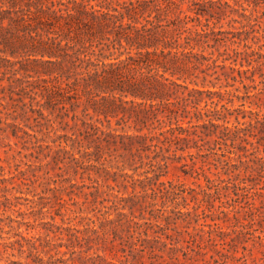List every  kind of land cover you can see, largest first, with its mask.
<instances>
[{"label": "trees", "instance_id": "trees-1", "mask_svg": "<svg viewBox=\"0 0 264 264\" xmlns=\"http://www.w3.org/2000/svg\"><path fill=\"white\" fill-rule=\"evenodd\" d=\"M215 3V0H193L190 10L194 16H191L183 14L176 0H0V106L6 110L5 118L10 117L13 120L7 122L0 117V123L6 125L0 126V131L5 132L7 127H12L11 134L14 137H17L16 129H19L37 140L35 134L29 133L16 122L20 120L29 128L33 127L31 121L34 122L37 132L45 130L43 134L50 131L55 134L51 139L53 142L57 141L58 147L52 149L54 154L50 153V158L58 169L67 174L61 179V182L67 184L59 187L47 185L42 190L44 194L47 191L53 193L54 202L51 207H55V214L60 213L59 210L68 199L71 203L78 204L75 197L81 196L82 204L89 203L91 206H103L105 201L110 200L106 196L110 195L111 185L102 189L104 185L99 184L97 179H94L95 183L78 185L72 178L77 174L83 177L86 169L95 167L91 161L103 165L106 159L112 160L111 153L105 151L111 146H114V150L121 148L125 155H128L125 162L123 153L120 154L122 162L124 161L119 169L121 175H127L123 171L126 167L136 171L141 165L147 166L143 171L145 176L140 179L141 195L115 194L113 200L111 199L115 207L121 202L133 205L134 198L144 200L147 195L167 198L177 194L185 201L186 192L194 199H197V194H201L200 205L202 202H208L214 195L220 197L222 190L228 188V183L222 179L216 181L205 176V184H198L199 190L190 188L188 191L176 187L171 182L166 185L164 181H160L168 159L180 161L188 158L190 165L194 167L197 157L202 155L199 151L204 147V137L211 135L229 139V153L239 152L235 163L224 160V173L239 171L243 166L246 178H264V156L256 153L259 147H262L264 152V114L255 113L254 121L248 123V127L254 128L256 133L245 130L244 127L230 128L216 122L220 119L226 121L227 116L232 115L234 111L224 104H221L220 108L215 107L218 101L213 100V95L217 92L210 86L215 87L216 82L212 80L219 79L216 68H223L225 65L218 64V58H212L213 52L205 55L203 51L205 48L219 50L226 41L233 43V40L215 34L210 37L214 32L213 28L210 31L193 28L197 25L208 28L214 18L219 21L222 12L214 8ZM224 4L231 8V11H237L228 2ZM239 14L248 21L249 16L244 7ZM188 23H191V26H188ZM221 33L219 30L216 34ZM210 40L213 42L210 43ZM196 47L202 49L195 51ZM234 50L235 58L231 60L233 63L248 66L255 61L257 69L264 65L263 53L258 51L257 58L250 60L252 54ZM230 57L232 56L224 57L222 61L229 60ZM230 69L234 70L232 67ZM255 69L245 76V79L254 81ZM248 70L237 69V73L241 76ZM240 80L242 81V78ZM244 87L245 97L251 96L248 88L255 86L245 84ZM99 92L104 94L101 95V100L95 99L100 95ZM25 98L28 101H24ZM201 102H204L202 107ZM209 104L213 106L210 107ZM89 109H92L95 115H102L107 125L103 127L104 123L98 117L93 120ZM111 118H114L115 125L122 129L120 133L109 128ZM186 118L187 125L184 126L179 121ZM235 119H238L237 115ZM192 120L196 122L192 123ZM200 120L202 122L198 123ZM124 127H131L134 131L129 133L123 130ZM219 127L222 129L216 133ZM66 128L71 130L70 134L57 133ZM156 128L159 131L153 133ZM144 129L147 132H142ZM229 131L231 133H228ZM241 131L243 134L239 135ZM248 136L255 138V141H249ZM237 139L249 143L256 150L246 154L248 148L242 144L235 145ZM62 141L71 149L84 146L85 150L77 157L73 151L62 145ZM223 144L226 145V142ZM7 145L10 146L9 143ZM190 149L197 151L192 152ZM221 156L226 154L222 153ZM243 156L249 158L243 160ZM227 157L231 159L229 155ZM137 161L138 166L134 165ZM26 165V168L19 169L20 176L28 172L30 163ZM199 168L203 171L201 166ZM102 169L104 175H110L107 168ZM199 173L197 172V175ZM31 174L36 175L34 170H31ZM233 175L229 180H236L241 176L240 172ZM14 177L20 179V184L35 182L30 177L27 182L14 174L8 178H0V183ZM244 179L240 182L245 183ZM113 180L115 181V178ZM55 182L56 179L49 178L45 183ZM241 183L233 185L235 194L240 190L245 199L251 197V187ZM146 186H149L150 192L146 190ZM83 188L89 190L84 191ZM7 189L6 186L0 188L3 191L0 205L4 207L10 203L9 197L4 193ZM260 189L264 190V186ZM63 190L68 199L55 193ZM258 194L262 195L261 192ZM43 197L47 198L38 196L39 199ZM26 199L33 201L36 206L39 204L37 213L44 211V206L39 200ZM246 203L249 204L251 213L254 203L248 200ZM94 209L96 208L93 207L92 210ZM100 210L101 208L97 211ZM83 218L90 219L87 215ZM51 219H54L53 215ZM104 220V224L113 225L118 219ZM91 222L94 223L93 220ZM99 222L102 223V220ZM51 224L56 230L45 228L43 233L31 237L16 231L18 238L13 242L17 244L19 253H25V258L7 264H65L63 257L50 255L44 258L42 254H47L52 247L55 254L60 252L59 248L63 245L73 248L74 242H79L78 233H81L82 229ZM94 226L85 227L84 230L97 232ZM140 228L141 225L136 224L138 241L141 234L146 233L145 229L139 230ZM62 230L67 231L70 244L51 241L50 234L55 231L62 233ZM14 243H11V248ZM3 247L7 248L8 245L3 244ZM71 253H75V249Z\"/></svg>", "mask_w": 264, "mask_h": 264}, {"label": "rangeland", "instance_id": "rangeland-1", "mask_svg": "<svg viewBox=\"0 0 264 264\" xmlns=\"http://www.w3.org/2000/svg\"><path fill=\"white\" fill-rule=\"evenodd\" d=\"M176 1L179 2L183 14L194 16V13L190 10L193 0ZM215 1L214 8L223 13L219 15V21L217 22L214 18L210 21L208 28L201 25L193 28L207 31L213 28L214 32L210 34V37L215 34V36H227L233 40V43L226 41L225 45L221 46L219 50L205 48L203 51L205 55L213 52L212 58H218L217 63L225 65L223 68H216L219 79L208 77V79H213L212 81L216 82L215 87L210 86L212 90L217 92L213 95V100L218 101L215 107L220 108L221 104H224L225 107L234 111L232 115L227 116L226 121L220 119L216 122L230 128L244 127L245 130L256 133L257 131L254 128L248 127V123L254 121L255 113L264 114V65L257 69L255 61L251 62L252 65L239 66V63L235 64L231 60L235 58L234 49L247 53V55L252 54L249 57L250 60L257 58L258 51L264 54V0ZM224 2L231 4L237 11H231V8H228ZM218 6L221 9H218ZM243 7L245 13L249 16L248 21L239 14ZM202 23H204V17H202ZM190 24L188 23V26H191ZM219 30L222 33L216 34ZM212 42L210 40V43ZM200 49L202 47H196L195 51H200ZM229 56H232L229 60L222 61L224 57ZM239 57L237 58L238 62L240 61ZM230 67L234 70H231ZM254 68H256L254 70V81L245 79V76L250 75ZM237 69L249 70L240 76ZM3 83L6 84V81ZM245 84L255 86V88H248L249 94H251L249 97H245ZM199 86L201 85L199 84ZM261 90L263 91L260 92ZM99 93L100 95L95 97L97 100H101V95H104L103 92ZM0 96H2L1 93ZM104 97L107 98V96ZM1 101L4 102L3 99ZM24 101H28V99L25 98ZM203 105L204 102H201L200 106ZM208 106L211 107L213 104ZM0 109L2 110L0 113L1 119L12 122L13 120L10 117L5 118L6 110L2 106H0ZM235 109H238L239 113ZM89 113L93 115V120L97 117L101 119L104 123L103 127L107 125L102 115H95L92 109H89ZM235 115L238 116V119H235ZM204 118L206 119V117ZM164 120L167 122L166 118ZM187 120L186 118L179 122L185 126ZM16 122L29 133L35 134L38 139L27 136L19 129H16L17 137H14L11 134L12 127H7L5 132L0 131V178H8L17 174L19 178L26 179L27 182L29 177L35 182L32 184L28 182V185L20 184V179L14 177L0 183V188L3 186L8 188L4 193L9 197L10 202L5 207L0 205V264L24 260L25 258V253H19L17 244L13 242L18 238L15 235L16 231H21L24 236L31 237L43 233L45 228L56 230L51 223L82 229V232L78 233L80 236L79 242L75 241L73 248L63 245L59 248L60 252L55 254V249L52 247L47 254H42L44 258H48L50 255L63 257L66 260L65 264H264V190L260 189L261 186H264V178L261 180L246 178L243 174V166L240 167L239 171L224 173V160L235 163L239 153L236 149L237 153L228 152V150H231L229 139L218 138L216 135L204 137V147L199 151V154L202 155L197 157L194 167L190 165L188 158L180 161L168 159L164 175L160 177V181H164L166 185L171 182L176 187L187 191L190 188L199 190L198 184H205V176L216 179V181L222 179L225 183H228V188L222 190L220 197L214 195L210 197L208 202H202L203 204L200 205L201 194H197V199H194L186 192L184 194L185 201L177 194L169 195L167 198L159 195L155 197L147 195L144 200L134 198L135 203L133 205L121 202L115 207L111 201L114 198L113 195L130 196L139 194L142 191L140 179L145 176L143 171L147 169V166L141 165L136 171L126 167L123 171L127 175H121L119 169L124 161L122 162L120 154L123 153L124 159L128 155H125L121 148L114 150V146H111L110 149L106 148L105 151L111 153L112 160L106 159L103 161V165L91 161L96 165L95 167L86 169L83 177L77 174L72 178V181L78 185L95 183L94 179H97L99 184L104 185L102 189H106V185H111L110 195L106 196L110 200L105 201L103 206H91L89 203L82 204L83 198L81 196L75 197L72 194L75 201L78 202L76 204L69 201L64 192L65 190L55 192L61 194L64 199H68L59 210L60 213L55 214V207H51L54 202L53 193L47 191L44 194L42 192L47 185L59 187L67 184L61 182L62 177L67 176V174L64 173V170L58 169L50 158V153L51 155L54 154L52 149L58 147L57 141L53 142L51 139L55 134L53 131L48 134H43L45 130L43 132L35 131L37 127L34 126L32 121L30 123L33 126L32 128L24 126L20 120ZM195 122V120H192V123ZM200 122L202 120L198 121V123ZM0 126L6 127L5 123H0ZM109 128L116 129L119 133L122 131L119 126L115 125L114 118H111ZM221 129L219 127L216 133H219ZM123 130L129 133L134 131L131 127H124ZM156 131H159V129L156 128L153 133ZM142 132H147V130L144 129ZM57 133L70 134L71 130H68V128L65 130L60 129ZM228 133H231V131ZM245 133H248V131H245ZM242 134L243 131L239 132V135ZM247 138L251 142L255 141L252 136ZM216 140L217 142H215ZM224 142H226V145L223 144ZM238 144L245 145L248 148L246 154L256 150L249 143L241 142L240 139L235 141V145ZM62 145L73 151L77 157L85 150L84 146H76L71 149L64 141H62ZM190 150L192 152L197 151L196 149ZM213 152H216V154ZM222 153H225L226 156H221ZM256 153L264 156L262 147H259V151ZM165 155H169V153H165ZM227 155L231 159H228ZM105 157H109H107V153H105ZM248 158L242 157L243 160ZM28 163H30V167L27 168L29 169L28 172L20 176L19 169L26 168ZM185 163L186 165H183ZM127 164L125 165L128 166ZM39 165L42 166L37 169ZM59 165H62V163H59ZM134 165L138 166L139 161ZM200 166L203 171L199 168ZM102 167L107 168L110 175L106 173L104 175ZM31 170H34L35 176L31 174ZM45 171L48 173H45ZM196 171L200 172L199 175ZM113 172L114 174H112ZM237 172H240L241 176L236 180H229ZM59 173H63L62 176L57 175ZM49 178L56 179V182L45 183ZM113 178H115V181ZM242 178H245V183L240 182ZM238 183L251 187L249 189L251 197L245 199L240 190H237V195L235 194L233 185ZM145 188L150 192L149 186ZM83 190L88 191L89 189L83 188ZM259 192L262 195H259ZM2 193L3 191L0 190V198ZM39 195L47 198L39 199ZM26 198L39 200L44 206V211L37 213L39 204L36 206L33 201ZM246 200L254 203L251 213H249V204L246 203ZM15 203L16 205H14ZM93 207L96 209L92 210ZM99 208L101 210L97 211ZM119 212L126 215L122 214V216L118 214ZM51 215L54 216V219H51ZM86 215L90 219L83 218ZM104 218L118 220L113 225L104 224ZM100 220H102V223L99 222ZM136 224L141 225L139 230H146L145 234H141L139 241L137 240L138 229H136ZM88 226H94L97 232L90 229L86 232L84 228ZM114 230H116L115 234ZM66 233L65 230H62V233L60 231L51 233V241L53 243L70 244ZM11 243H14L13 248H11ZM3 244H7L8 247L4 248ZM141 248L143 250H140ZM73 249H75V253H71Z\"/></svg>", "mask_w": 264, "mask_h": 264}]
</instances>
